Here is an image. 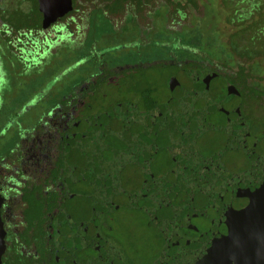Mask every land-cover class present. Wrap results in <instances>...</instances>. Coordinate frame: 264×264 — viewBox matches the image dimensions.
Listing matches in <instances>:
<instances>
[{
	"label": "flooded vegetation",
	"instance_id": "obj_1",
	"mask_svg": "<svg viewBox=\"0 0 264 264\" xmlns=\"http://www.w3.org/2000/svg\"><path fill=\"white\" fill-rule=\"evenodd\" d=\"M60 10L50 0H0L4 42L16 46L20 60L31 64L45 52H54L61 41L79 43L89 8L84 0H71L70 10L54 16ZM15 14L19 18L17 22L12 20ZM164 16L163 28L169 35L163 38L169 44L170 32L181 30L185 15L180 10L177 20L170 12ZM11 23H19L23 28ZM143 25L136 23L137 40L142 32H147ZM12 37L15 40L10 41ZM144 38L147 44L149 37ZM180 40L174 37L173 43ZM169 60L159 68L164 79L151 95L131 87L138 81L133 75L123 73L117 78L114 73L97 81L93 75L79 74L59 85L58 90L49 94L45 90L46 101H43L46 95L41 81L15 93L8 91L13 88L2 87L5 71L0 61V264H70L72 252L98 246L91 245L89 238L101 234L99 228H104L110 216H116L128 229L138 231L140 225L156 229L158 234H169L178 228L184 231L188 226L191 231L193 224L201 226L195 236L205 239L209 248L227 257L211 264L234 262L229 259L238 243L228 226L236 222L241 206L238 208L230 197L225 203H208L195 196L183 198L175 192L186 188V183L198 189L208 181L221 182L227 188L232 184L231 178L236 177L245 179L250 191L264 195V160L259 159L262 165L258 171L254 168L252 173L235 176L253 158L264 156V119L249 121L245 117L247 107L248 116L252 110L262 115L260 107L264 110V103L260 107L251 100L244 103L240 89L227 79L231 73L176 54ZM180 69L185 75L204 70L225 80L235 90L230 92L227 107L237 103L238 116L219 118L214 112L213 116L207 112L208 109L203 114L202 102L185 101L187 104L180 103L169 111L172 94L161 100L160 91ZM117 70L121 69H113ZM181 93L185 94V87ZM236 95L239 100L235 103ZM236 123L245 124L248 133L240 128L233 132L223 129L225 125L235 127ZM138 124H141L139 129ZM127 138L131 142L133 138V144ZM233 139L240 142L242 150L230 164L226 157L231 155ZM137 140L149 141L151 149L137 148ZM124 143L131 148L122 147ZM155 152H162L165 157L166 172L156 170L153 162L146 164L148 159L143 164L137 162L138 158H144L143 154ZM174 169L183 172L187 180L175 175L178 173ZM186 203L199 204L198 215L183 212L188 210ZM82 240L86 244L77 246ZM190 241L196 242L193 238ZM147 243L160 245L159 241ZM249 247L246 243L242 249ZM195 254L200 259L201 249Z\"/></svg>",
	"mask_w": 264,
	"mask_h": 264
},
{
	"label": "rangeland",
	"instance_id": "obj_2",
	"mask_svg": "<svg viewBox=\"0 0 264 264\" xmlns=\"http://www.w3.org/2000/svg\"><path fill=\"white\" fill-rule=\"evenodd\" d=\"M186 3L187 6L190 5L188 6L190 11L186 18L182 19L184 26L181 24V30L186 33L190 27L193 34L199 38L200 49L177 51L180 46L173 43V39L179 35L176 32L181 30L170 32L172 40L169 39V44L166 43L168 40H164L163 35H169L162 24L165 21L164 14L171 10L169 0H84V5L89 11L79 43L61 41L54 47V52H45L33 64L24 59L20 60L17 47L4 42L1 33H4V30L0 28V61L2 70L5 71L2 87L13 88L8 91L15 93L41 81L43 90H47L49 94L58 90L63 82L79 74L93 75L97 81H102L114 73L118 75L117 78L125 73L138 78L136 83L131 84L133 89L138 92L146 91L151 95L164 79L159 75V68L163 63H169V59L175 58V54L177 57L180 55L203 63L206 61V67L209 65L225 72L236 67V62L241 65L249 64L246 58L238 56L246 49L241 42L243 40L231 35L241 28L239 21L232 20L230 11L235 8L231 0H186ZM142 10V13H135ZM177 17L178 15L175 16V20ZM12 20L17 22L19 18L16 15ZM138 22L144 23V31L147 32H142V37L137 40ZM18 24L12 26L23 28ZM16 28L14 30L23 31ZM144 37H149L147 44ZM13 40L15 39L12 37L10 41ZM244 40L248 42L247 39ZM255 42L251 43L254 46L258 45L257 49H264V36ZM222 51L227 52L223 54ZM233 55L239 57L237 61L233 60ZM258 62L259 60L256 63ZM260 62L264 76V58ZM136 64L144 66V70L138 68ZM127 65L133 68L126 67ZM250 67L251 70L254 68L253 65ZM113 69L121 70L114 72ZM262 85L264 86V82ZM44 93L46 97L43 101H46L48 94L46 91Z\"/></svg>",
	"mask_w": 264,
	"mask_h": 264
},
{
	"label": "water",
	"instance_id": "obj_3",
	"mask_svg": "<svg viewBox=\"0 0 264 264\" xmlns=\"http://www.w3.org/2000/svg\"><path fill=\"white\" fill-rule=\"evenodd\" d=\"M50 2H52L53 5L60 6L61 9L59 12H55L54 16H62L71 8V0H50ZM184 87L185 94L181 93V89ZM231 91H235L234 88L228 85L225 80L217 77L215 73L204 70H194L192 75H185L180 69L170 76L168 83L160 91V95L163 96L161 98L162 100L170 98V93L172 94L171 102H169L167 106L170 108L169 111L175 110V107L180 103L202 102L205 106V109L202 110L203 114H205L206 109H208L207 112H211L212 116L214 112L219 118H230L233 114L238 116L236 113V102L239 100V96L236 95L233 99L234 102L236 101V104L227 107L228 101L231 100ZM214 102H218V105L214 106ZM168 117L169 116H167V119H170V117ZM172 117H174L173 114H171V118ZM161 120L162 123L160 124H163V129H165L164 121L163 119ZM227 123L228 125L234 126L232 122ZM235 125V127L225 125L223 129H229L233 132L237 130V128H240L241 132L248 133L245 124L238 125V123H236ZM140 127L141 124H138V129ZM162 131L165 132L164 130ZM125 140H127L129 144H133V138L132 142L131 138ZM148 142L147 140H137V148L143 150L151 149ZM128 143H124L122 147L131 148ZM239 143L240 142H236L234 139L231 140L232 152L229 153L231 155L228 154L229 156L226 157V160L229 161L230 164L237 155L241 153L242 147ZM153 145H155V147L158 146L154 142ZM142 157L144 158H138L137 160L139 164H143V162L148 159L149 162L146 164L153 162L152 164H155L156 170L166 172L167 167L165 166L167 165L162 152L150 153V155L143 154ZM259 159L264 160V156L253 158L246 165L247 168L242 171L238 170L235 176L252 173L254 172V168L258 171L260 165H262ZM172 166L173 164H170L169 168L171 169ZM174 171L178 173L175 175H179L187 180L186 177L182 175L183 172L180 170L177 172L176 169H174ZM231 179L232 184L227 188L221 182L212 184L213 181H208L198 189L191 188L189 183H186L187 187H183V190L177 189L175 195L181 194L180 197L183 198L195 196L199 200L208 203H225L229 201L228 197H230L238 208L241 206L237 213L235 212L236 222H233L234 225L228 226L231 231L233 230V238L238 243V248L230 256L231 259H229L234 260V262L229 263L226 261L222 264H264V225H261V222L264 220V195H258L250 191L244 182L245 179H242V181L238 180L236 177H232ZM186 207L189 211L183 209V212H191L194 216L198 215L197 213L200 208L199 204L197 206V204L186 203ZM94 221L95 219L90 221V229L93 227ZM232 226H234V228ZM198 227L201 229V226L193 224L191 231L188 226L184 231L178 228V230H171L169 234H158L156 229L140 225L138 226V231L130 228L128 229L120 224L116 216H110L104 228H99L101 234H95L93 237L89 238L91 245L97 244L98 246L90 247L89 249H81L78 253L72 252L73 259L70 258L68 261L70 264H207L208 262L211 264L212 262L219 263V260H226V254L212 247L209 248L205 239L195 236V234H198V232H196ZM118 230H121L122 233L120 234L117 232ZM247 230L257 232L249 233ZM191 238L195 239L196 242L190 241ZM148 241H159L160 245H152L147 243ZM246 243L250 244V247L248 249H242ZM81 244H86V241L82 240V243L80 242L77 246ZM87 244L89 245V243ZM198 249H201L202 257L200 259L195 256ZM238 250L240 251L237 252ZM79 253L91 254L93 256H78L77 254Z\"/></svg>",
	"mask_w": 264,
	"mask_h": 264
},
{
	"label": "trees",
	"instance_id": "obj_4",
	"mask_svg": "<svg viewBox=\"0 0 264 264\" xmlns=\"http://www.w3.org/2000/svg\"><path fill=\"white\" fill-rule=\"evenodd\" d=\"M231 2L235 8L230 11L232 12L231 16H233L232 20L239 21L238 23L241 24V28L236 30V32H233L231 35L234 36V38L237 37L238 40H243L241 42H243V46H245L246 49L241 53L242 55L238 56H240V58H246L247 63L249 62V64L245 63L244 65H241V63L236 62V67L226 70L227 73H231L227 75V79L240 89L244 103H248L251 100L254 104H259L260 107L264 103V86L262 85L264 82V76L262 75L263 73L261 71L260 62V60L264 58V49H257L259 46H254L251 42L256 43L255 41L258 40V38L264 36V0H231ZM169 4H171L170 14L172 16H177L180 13V10H183L185 19L190 11L188 7L190 5L187 6L186 0H179L176 2L169 0ZM245 31L247 32L245 33ZM176 33L179 34L177 35V38L181 39L180 43H177V46L184 47L186 51L196 48L200 49L199 38L193 34L190 27L186 33L182 30ZM244 39H247L248 42ZM225 52L227 51H222L223 54ZM233 57V60L236 59V61L239 58L234 55ZM258 60L259 62L256 63ZM205 62L206 61H204V63ZM211 62L212 61H210V63ZM252 65L254 68L251 70L250 66ZM212 69L217 70L218 68L212 67ZM247 109L245 111V117L249 121L251 118L256 119L261 117L264 119V110L261 107L260 109L263 113L259 116L257 113H254L253 110L248 116Z\"/></svg>",
	"mask_w": 264,
	"mask_h": 264
}]
</instances>
